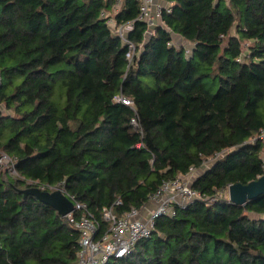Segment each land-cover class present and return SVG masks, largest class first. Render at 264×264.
I'll list each match as a JSON object with an SVG mask.
<instances>
[{
  "label": "trees",
  "instance_id": "obj_1",
  "mask_svg": "<svg viewBox=\"0 0 264 264\" xmlns=\"http://www.w3.org/2000/svg\"><path fill=\"white\" fill-rule=\"evenodd\" d=\"M119 1L0 0V264L77 262L79 230L26 189L61 188L100 234L104 207L142 208L218 153L192 184L215 201L106 264H264V195L221 197L264 173V0H168L151 33ZM110 20L132 23V59Z\"/></svg>",
  "mask_w": 264,
  "mask_h": 264
},
{
  "label": "built area",
  "instance_id": "obj_2",
  "mask_svg": "<svg viewBox=\"0 0 264 264\" xmlns=\"http://www.w3.org/2000/svg\"><path fill=\"white\" fill-rule=\"evenodd\" d=\"M139 3L138 19L143 20L148 25V31L151 33L153 27L162 21L163 11L170 12L171 2H159L157 0H136ZM120 3L117 0V4ZM112 29L120 34L123 39L129 43L130 50L127 56L132 59L135 51L133 44L126 39L125 33L132 28V23L117 24L110 20ZM190 53V49L186 50ZM2 77L0 75V83ZM124 103L130 104L131 101L118 97ZM133 125H137L132 120ZM264 139V130L257 137ZM7 155H3L2 158ZM223 153H218L213 158L206 161L204 167L197 168L191 166L186 174L175 179L164 180L160 187L150 195L148 204L142 208L132 207L121 214L115 212L112 207L103 208V219L107 222L108 228L99 234V225L87 211V206L74 200V197L67 195L74 203V209L64 215L80 232L79 251L76 264H106L110 259L122 258L128 256L138 242L148 239L153 235L156 219L160 216H175L178 208H186L198 200L213 202L216 197L208 196L195 189L192 184L201 175L204 169L216 158L222 157ZM8 157V156H7ZM1 158V159H2ZM0 159V160H1ZM264 164V152L262 155ZM44 186L41 190H44ZM50 190L61 189L59 187H49ZM64 191V190H63ZM228 192V189H227ZM153 202L155 207L148 208L149 203ZM120 203V201H117ZM147 214L143 215V211ZM81 212L77 217L75 213Z\"/></svg>",
  "mask_w": 264,
  "mask_h": 264
},
{
  "label": "water",
  "instance_id": "obj_3",
  "mask_svg": "<svg viewBox=\"0 0 264 264\" xmlns=\"http://www.w3.org/2000/svg\"><path fill=\"white\" fill-rule=\"evenodd\" d=\"M2 156L0 157V159ZM32 192L42 201L52 205L61 215H66L74 209L73 201L62 189L53 191L41 190L38 187L26 189ZM261 195H264V173L257 179L246 184L233 183L228 187V200L231 203L244 205Z\"/></svg>",
  "mask_w": 264,
  "mask_h": 264
},
{
  "label": "crops",
  "instance_id": "obj_4",
  "mask_svg": "<svg viewBox=\"0 0 264 264\" xmlns=\"http://www.w3.org/2000/svg\"><path fill=\"white\" fill-rule=\"evenodd\" d=\"M157 1H159V2H168V0H157ZM174 41L177 42V43L186 42L184 40V38L182 36L178 35V34L174 35ZM153 207H155L154 203L153 202L149 203V207L148 208H153ZM142 213H143V215H146L147 214V210H144Z\"/></svg>",
  "mask_w": 264,
  "mask_h": 264
},
{
  "label": "rangeland",
  "instance_id": "obj_5",
  "mask_svg": "<svg viewBox=\"0 0 264 264\" xmlns=\"http://www.w3.org/2000/svg\"><path fill=\"white\" fill-rule=\"evenodd\" d=\"M10 158L9 157H7V156H4L1 160H0V167H2L3 165H5V166H9L10 165ZM221 197L222 198H225V199H228V192L227 191H225V192H223L222 194H221Z\"/></svg>",
  "mask_w": 264,
  "mask_h": 264
}]
</instances>
